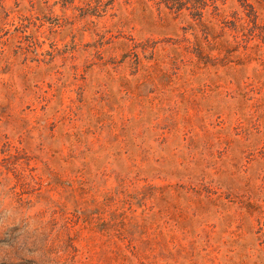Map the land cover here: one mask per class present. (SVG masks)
<instances>
[{
	"label": "rangeland",
	"instance_id": "obj_1",
	"mask_svg": "<svg viewBox=\"0 0 264 264\" xmlns=\"http://www.w3.org/2000/svg\"><path fill=\"white\" fill-rule=\"evenodd\" d=\"M0 0V264H264V0Z\"/></svg>",
	"mask_w": 264,
	"mask_h": 264
},
{
	"label": "trees",
	"instance_id": "obj_2",
	"mask_svg": "<svg viewBox=\"0 0 264 264\" xmlns=\"http://www.w3.org/2000/svg\"><path fill=\"white\" fill-rule=\"evenodd\" d=\"M200 1L202 0H192V3L194 5H199L201 4ZM212 1H218V0H212ZM249 0H242L243 4H247L249 5L248 3ZM157 3L159 4V6H164L166 9L168 10H183L187 7H185V5H183L180 0H157Z\"/></svg>",
	"mask_w": 264,
	"mask_h": 264
}]
</instances>
